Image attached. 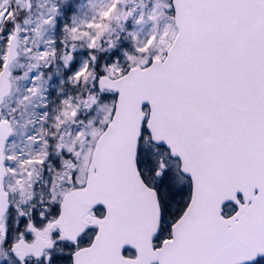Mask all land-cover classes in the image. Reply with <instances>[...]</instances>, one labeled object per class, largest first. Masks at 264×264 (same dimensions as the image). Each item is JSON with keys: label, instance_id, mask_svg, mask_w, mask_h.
Listing matches in <instances>:
<instances>
[{"label": "snow or ice", "instance_id": "1", "mask_svg": "<svg viewBox=\"0 0 264 264\" xmlns=\"http://www.w3.org/2000/svg\"><path fill=\"white\" fill-rule=\"evenodd\" d=\"M0 264H264V0H0Z\"/></svg>", "mask_w": 264, "mask_h": 264}]
</instances>
